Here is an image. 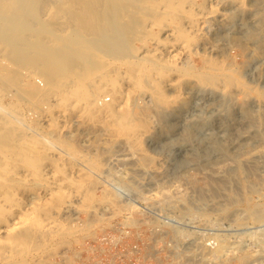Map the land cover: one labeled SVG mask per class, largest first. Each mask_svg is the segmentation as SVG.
Instances as JSON below:
<instances>
[{"label": "rangeland", "instance_id": "rangeland-1", "mask_svg": "<svg viewBox=\"0 0 264 264\" xmlns=\"http://www.w3.org/2000/svg\"><path fill=\"white\" fill-rule=\"evenodd\" d=\"M73 1L0 5V141L46 158L39 170L51 176L9 182L18 193L15 211L26 207L39 219L3 235L0 264H264V0H195L196 10L210 2L218 12L198 22L196 35L188 32L189 42L167 37L163 75L148 71L141 90L133 81L119 83L112 110L126 102L127 124L115 121L118 111L106 113L112 96L95 85L92 115L75 107L61 112L56 97L38 96L48 58L74 56L64 49L74 32H63L73 24L72 12L104 6ZM134 1L104 16L117 23L127 13L120 23L132 31L119 36L118 50L140 47L134 55L141 57L154 44L150 36L140 39L139 18L147 16L150 34L159 12L139 13ZM105 19L101 26L108 27ZM176 19H167L166 32ZM164 30L157 36L171 33ZM31 35L36 40L28 44ZM40 45L45 51H36ZM106 51L112 61L115 53ZM86 59L91 65L93 58ZM145 59L153 58L146 53ZM117 65L112 68L124 70Z\"/></svg>", "mask_w": 264, "mask_h": 264}, {"label": "bare ground", "instance_id": "bare-ground-1", "mask_svg": "<svg viewBox=\"0 0 264 264\" xmlns=\"http://www.w3.org/2000/svg\"><path fill=\"white\" fill-rule=\"evenodd\" d=\"M6 1L7 0H0V5H4V3ZM80 1L82 2V4H84V6H87L85 4L86 3L88 4V2H89L88 5H92L93 2L94 3L95 2L96 3L101 2V4L104 5V6H102L103 10L99 11V9H98V11H97L96 10L98 8L97 7L96 9L94 8L90 13H87L88 11L86 12L85 9H83L84 7L82 8V6H78L76 11L74 10L72 12V15H71L73 17V18L71 17L72 20H70V18H69L70 14L68 16L62 15L63 13L60 15V18L61 17L67 18V19L69 18L70 23H73V24H71V26L68 25L67 28L64 29L63 32H65L66 35H69V34L74 32L75 39L72 40L69 44L65 45L64 49H65V51L71 50V49L73 50V54L75 57L73 56V58H72V56H71L72 54H70L69 58L70 59L72 58V60L75 58L74 59L75 61L73 60L74 63H71L72 64L71 65L72 67H70L71 70H69V72L67 74H64L63 72L65 71V69H63V67H65V65L69 61H72V60H69V61L66 60V59H68L67 54H64V56H61L60 58H54L52 56H51L52 58L51 57L48 58V56H47V58L49 60L47 58H45L48 61L46 62V60H44L46 62L44 65H46L47 67L48 66L50 67V72L47 76L45 86H43L44 88L41 91V93L38 94V96H40L41 98H46V97L47 98L48 97H54L55 98L56 97L55 101L57 102L58 105H60V107H62L61 112L62 111L65 112L67 110L68 111L72 110L75 107L82 114L86 113V112L88 114V112H89L92 115V114L96 113V111H94V108H93V105H94V102L96 99V95H94L91 92L90 87L95 85V86L99 87V89L101 90L102 93H104V91H107L110 94V96H112V102L110 104H107L106 113L111 116L114 112L118 111L117 113H115L116 115H114L115 121H118V122L124 121L129 116V113L127 111L128 109H126V104H125L126 102L124 103L125 105L124 104L120 105L122 103V101L118 102L119 104L117 105V107L120 106L119 109L117 110V109L113 108V110H112V107L116 106L115 104L117 102L116 100L118 98L117 97L118 94L120 95V93L122 92L121 90H120V93L118 91L119 83L122 82L124 79H126V81H128V82L133 81L134 86L136 87L135 90L136 89L141 90L146 83V81H145L146 77L145 76H146V73L148 71H151L152 73H155L158 77L159 76L161 77L164 73L163 72L164 61H163L161 55H163L162 53H164L167 49L166 48L167 43H168V41H166L167 37L168 36L174 37L175 41H177V42H179V41L180 42L182 41V43L183 42H189V40L191 39L190 37H192V36H190V34L192 32H195V35H196V32L198 33V27H199L198 22L200 20L210 18L213 14H216L218 12L216 7L211 8L213 6L211 5L210 2L208 4L210 6L209 7L207 6L208 8L196 10V6L194 7V5H195L194 3L196 2L195 0H135L134 1L135 3H133V4L131 3L132 4L131 6H133L135 9H139V10L142 9L145 12L146 11L145 9L148 8L150 12L151 11H158L159 12V14L157 16L158 18L156 17L157 19L155 18L156 20H155V22H153L154 23L153 25L156 27L155 28L156 31L152 32L150 34H148V31H145L146 28L144 29V27H143L145 25V22L148 20L147 16H146L147 13H146V15L144 14V16H146V17H143L142 16L143 13H141L142 17L139 18L140 30L138 32H140L139 34L143 35V38L141 36L140 39L143 42H145L144 38L150 36L151 37L150 39L152 40V43L154 44V48L153 49H146V50L144 49L143 54H141L142 56L140 55L141 57H138V56H135L136 54L134 55V53H136L138 50L140 52H142L141 50H143V49L140 50V47L138 49H137V47H130V48L128 47V51H127L128 54L127 53L124 54L123 53L124 51L118 50V48H119L118 46L120 45V42H121V41L120 42L117 41L119 36L120 35H122V36L127 35L128 36V34L132 31L131 27L126 26L125 23L124 24L120 23L122 21L121 19L123 18V16H125L127 13H124V11H123V13H119L121 15V17H119V19L116 20L118 24L115 21H113L115 19L107 20V19H105V16H104V14L105 15L108 14V11L113 12V10L114 11L117 10L118 7H120V8L123 7L124 10H127V9H125V6L127 7L126 0H80ZM202 1L204 2V0H202ZM202 1L200 0L199 3H202ZM216 1L220 2L222 0H216ZM77 2L79 3V0ZM36 3H39V2L36 1ZM99 3H97V4H99ZM29 4H33V2L29 1ZM203 4H202V6H203ZM35 5L37 7V4H35ZM31 6L32 5H30V8H31ZM39 6H40V3H39ZM129 6H130V4H129ZM197 6H200V5L198 4ZM93 7H95V5ZM129 9H130V7H129ZM131 9H132V7H131ZM21 10L23 11V9H21ZM27 10H29V9H25L23 11V15H26V14L29 15L30 14L31 10H29L30 12H28ZM49 10H50V8H49ZM142 10L139 11V13L143 12ZM22 11H21V13H22ZM130 11H132V10H130ZM127 12H129V11H127ZM34 13H35L34 11H33V13H31V14H33V17L36 14V13L35 14ZM136 13H137V10H136ZM16 15L14 12V15L12 14V16L14 18L13 17L12 18L16 19L15 18ZM126 16L128 17V15H126ZM167 16L169 18H167ZM17 17H19V16H17ZM35 17H36V15H35ZM176 18L177 19L180 18L181 21H182V19L186 20V23H185L186 25H184L182 22H179L180 19L177 20ZM103 19H105L106 21H110L108 27H106V24L105 25L103 24L104 28H102L103 26H101L102 25L101 22L103 21ZM167 19H169L170 21H173L174 19H176L175 21H178L177 25H176L177 27H173V29L170 28L167 32L171 31V33H168L163 38L158 37L157 34L161 31H163L164 28L167 26V24H168ZM74 22H76V23L74 24ZM170 23H172V22H170ZM99 26H100V28H98ZM29 27H31V26H29ZM6 28H7V26H6ZM29 30H32V29L29 28ZM37 30H35V31H37ZM147 30H149V32H151L152 29L151 30L147 29ZM166 30L167 29H165L164 31L166 32ZM38 31H39L38 32L39 35H42V34H40L42 30L41 31L38 30ZM145 32H146V34H145ZM188 32H190V34H188ZM117 33H120V34H117ZM17 35H19V34H17ZM39 35H37V36H39ZM33 36L35 39L36 36L35 35H33ZM33 36L31 35L29 38H27V39L25 38V40L28 44H30V42H32ZM122 36H120V37H122ZM50 37L51 36H49V38ZM52 38H53V36H52ZM121 39H123V38H121ZM52 40L54 43L56 41V46H57L56 49H59L58 44H61V42H57L58 41L57 36H56V38H53ZM52 40H50V41H52ZM106 40H108L107 42L109 44V48L107 46L105 49H103V48L101 49V44L103 43V41H106ZM48 43L50 44V42H47L46 44L48 45ZM54 43H52V44H54ZM43 45H45V44H43ZM143 45H144V43H143ZM171 45H174V44L171 43ZM48 46L50 48V46H52V45H48ZM42 48H44V47L42 46ZM42 48L40 45V48H37L36 51L38 49H42ZM45 48L43 49L44 51H45ZM49 48H48V50H49ZM177 48L180 49V47H177ZM107 49H108L109 53H111V52L115 53L114 56L111 57L113 59L112 61L111 60L108 61L107 59H105V56H106L105 51ZM164 49H165V51L162 52ZM36 51H35V53H36ZM42 51H41V54H42ZM54 51H56L55 48H54ZM38 52H40V50H38ZM44 53H46V52H44ZM146 53H150L152 58H153L152 61L149 63L147 62V59H145ZM167 54L169 56V52ZM42 55H39V56H42ZM50 55H51V53H50ZM89 56H91L93 59H91V61H92L91 65L89 63H88V65H86L87 62H90V61H86V60H88V59H86V57H89ZM110 56H111V54H110ZM113 64L114 65L122 64V66H124V70H118L119 68L114 67ZM103 65L105 66V69H101L102 67H104ZM46 66H43V67H46ZM112 67L118 68L117 69L118 71H116V69H113ZM110 69L113 70L114 72L115 71L116 72L111 73ZM98 70H100V71L98 72ZM101 70H104V71H101ZM93 77H95V79H93L94 82L90 83L89 80ZM132 88H134V87L132 86ZM125 90H127V89H125ZM125 92H126V95H125L126 97H124V98H127V91H125ZM158 94H159V92H158ZM124 100H127V99H124ZM122 106H125V108L120 110V108ZM119 111H120V113H119ZM94 117H96V116H94ZM126 121L127 120H125L124 123H126ZM127 123H129V121ZM25 131L23 130L24 133H25ZM10 132H12V131H10ZM17 134L18 133H16V135ZM18 135L20 136V138L23 136V134H21V133ZM8 138H9V136H8ZM17 138L18 137H16V140H17ZM12 143L13 144L8 145L6 141H4V142L0 141V242L4 238L3 235H5L6 233H9L10 231L17 229L21 225H24L28 220L35 222V221H37L35 219H39V218H35V215L32 216V214L35 213V212L33 213L34 210L30 211L26 207L23 208L21 206V208H20V210H18V212H17V210L15 211V208L17 206V201H18V195H16V193H17L16 187L9 184V182L10 181L19 182L18 180H21L22 178H24L26 180H29V179H31V180H33V179L34 180H39V179L40 180L41 179L47 180L48 178L51 177V176L49 177V174H50L49 171H46L42 168L39 170L40 166L48 163L45 161L46 158H42L39 160L38 159H32L28 153L22 152V149H18V147H14L15 143L13 141H12ZM17 155L22 156V159H21L22 161L20 163L16 162V156ZM54 183L59 185V186L61 184V183L59 184L56 182H54ZM51 184H53V183H51ZM14 212H15V214H13ZM41 224H42V221H41ZM1 238H2V240H1Z\"/></svg>", "mask_w": 264, "mask_h": 264}]
</instances>
